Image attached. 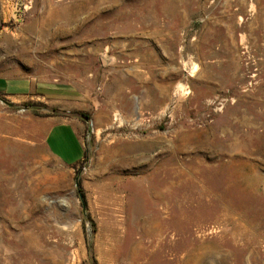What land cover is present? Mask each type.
Returning a JSON list of instances; mask_svg holds the SVG:
<instances>
[{
	"label": "rangeland",
	"instance_id": "1",
	"mask_svg": "<svg viewBox=\"0 0 264 264\" xmlns=\"http://www.w3.org/2000/svg\"><path fill=\"white\" fill-rule=\"evenodd\" d=\"M0 78L78 102L0 96V264H264V0H0Z\"/></svg>",
	"mask_w": 264,
	"mask_h": 264
},
{
	"label": "crops",
	"instance_id": "2",
	"mask_svg": "<svg viewBox=\"0 0 264 264\" xmlns=\"http://www.w3.org/2000/svg\"><path fill=\"white\" fill-rule=\"evenodd\" d=\"M0 96L10 101L9 105L27 101H44L60 112L71 114L78 109L75 94L70 88L48 87L27 79L0 78ZM44 144L51 156L67 167L80 164L85 155L82 134L84 123L76 117L51 114L39 121Z\"/></svg>",
	"mask_w": 264,
	"mask_h": 264
},
{
	"label": "trees",
	"instance_id": "3",
	"mask_svg": "<svg viewBox=\"0 0 264 264\" xmlns=\"http://www.w3.org/2000/svg\"><path fill=\"white\" fill-rule=\"evenodd\" d=\"M58 111H54V113H57ZM91 249V248H90Z\"/></svg>",
	"mask_w": 264,
	"mask_h": 264
}]
</instances>
